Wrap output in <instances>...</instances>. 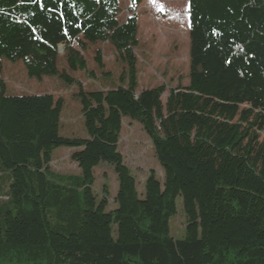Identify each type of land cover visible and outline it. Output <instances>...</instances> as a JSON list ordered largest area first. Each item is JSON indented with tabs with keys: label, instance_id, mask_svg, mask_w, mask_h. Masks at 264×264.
Listing matches in <instances>:
<instances>
[{
	"label": "trees",
	"instance_id": "16d2710c",
	"mask_svg": "<svg viewBox=\"0 0 264 264\" xmlns=\"http://www.w3.org/2000/svg\"><path fill=\"white\" fill-rule=\"evenodd\" d=\"M142 2L0 0V76L20 60L30 77L75 85L87 133L60 135L62 96L8 95L0 79V264H264V0H189L188 80L166 103L164 84L138 90ZM99 42L125 63L123 83L88 90L72 72ZM124 118L163 171L142 190L119 149ZM59 147L78 173L52 167ZM102 163L112 200L94 189Z\"/></svg>",
	"mask_w": 264,
	"mask_h": 264
},
{
	"label": "rangeland",
	"instance_id": "374dc122",
	"mask_svg": "<svg viewBox=\"0 0 264 264\" xmlns=\"http://www.w3.org/2000/svg\"><path fill=\"white\" fill-rule=\"evenodd\" d=\"M125 3L127 0H124ZM189 0H143L139 6V40L137 49L138 63V90L151 88L159 84L166 86L162 101L166 103L170 90L179 83L185 84L188 80L189 32H188ZM129 12L124 7L122 17ZM97 50L102 52V63L95 60ZM58 59L59 68H67L63 54ZM87 71L72 72L78 76L82 85L88 89H103L104 84H122L121 76L124 73L125 63L116 57L115 48L109 43H92L86 50ZM6 83L8 95L54 93L64 98V107L61 113L59 133L65 137H87L84 118L81 114L80 101L75 97V85H69L57 76H45L42 79L30 77L22 61L2 62V76ZM264 138V131L262 133ZM119 149L124 156L125 163L131 168L137 179L138 189L142 190L143 182L150 172L162 177L163 171L155 157L151 141L136 120L124 118L120 136ZM70 150L59 147L55 150V159L52 167L58 172L78 173L75 162L70 159ZM108 187L109 200H112L118 187L113 166L102 163L96 169L94 189L101 194L102 189ZM111 207V206H109ZM185 218L182 201H177V212L171 218L170 232L174 238L184 235Z\"/></svg>",
	"mask_w": 264,
	"mask_h": 264
},
{
	"label": "built area",
	"instance_id": "2783aa9c",
	"mask_svg": "<svg viewBox=\"0 0 264 264\" xmlns=\"http://www.w3.org/2000/svg\"><path fill=\"white\" fill-rule=\"evenodd\" d=\"M61 49H63V47H62V46H60V47H59V51H60Z\"/></svg>",
	"mask_w": 264,
	"mask_h": 264
}]
</instances>
